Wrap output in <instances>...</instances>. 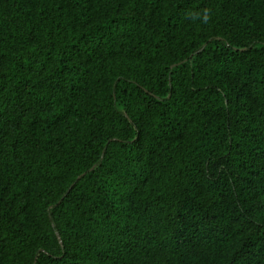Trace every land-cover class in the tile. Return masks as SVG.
Segmentation results:
<instances>
[{
  "label": "trees",
  "instance_id": "16d2710c",
  "mask_svg": "<svg viewBox=\"0 0 264 264\" xmlns=\"http://www.w3.org/2000/svg\"><path fill=\"white\" fill-rule=\"evenodd\" d=\"M0 264H264V0H0Z\"/></svg>",
  "mask_w": 264,
  "mask_h": 264
},
{
  "label": "clouds",
  "instance_id": "9594fccd",
  "mask_svg": "<svg viewBox=\"0 0 264 264\" xmlns=\"http://www.w3.org/2000/svg\"><path fill=\"white\" fill-rule=\"evenodd\" d=\"M210 13H211L210 9H205L203 11L202 16L200 14H190V15H193V19L202 20L203 23L207 24L211 19Z\"/></svg>",
  "mask_w": 264,
  "mask_h": 264
}]
</instances>
